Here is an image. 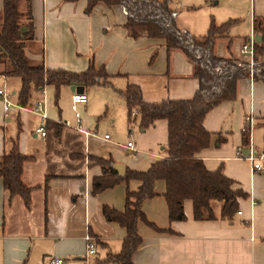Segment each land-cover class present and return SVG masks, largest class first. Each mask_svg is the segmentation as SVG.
Returning a JSON list of instances; mask_svg holds the SVG:
<instances>
[{"label":"crops","instance_id":"crops-1","mask_svg":"<svg viewBox=\"0 0 264 264\" xmlns=\"http://www.w3.org/2000/svg\"><path fill=\"white\" fill-rule=\"evenodd\" d=\"M224 1L225 13L203 16L201 21L186 16L196 10L195 6L183 8L187 11L182 13L172 7L171 1V8L177 12V27L196 37L206 36L213 21L216 25L236 21L229 33L217 40L215 54L249 62L241 50L252 37L260 36L256 21L264 19V0ZM29 5L34 33L25 43L28 58L35 63L43 61L47 69L74 73L86 71L92 63L98 69L104 67L114 77V88L100 87L110 98L104 116L115 125L114 131L118 130V121L125 122L126 117L129 121L126 101L118 92L128 85L139 86L148 103L188 100L198 91L194 64L181 51L168 50L164 40L128 36V13L123 6L101 3L88 11V0H24L21 12L27 14ZM3 7L4 0H0V16ZM28 23L25 18L23 31H27ZM1 72L0 67V88H8L16 102L21 83L15 86L17 89L12 87L14 78ZM73 93L71 87L64 86L56 101L55 87L47 86L36 94L33 107L43 102L46 119L16 108L6 118L0 102V156L12 150L18 136L21 153L30 157L24 164L22 180L33 189L29 209L20 196H10L0 179V264H51L55 258H64L70 264H119L114 257L121 253L127 232L118 223L107 221L103 210L109 207L124 212L127 192H138L141 183L123 182L93 195V180L103 175L102 166L93 158L112 159L125 165L126 170L138 172L166 158L167 121L142 131L138 119L137 127L130 130L131 141L116 143L108 133L100 136L95 132L100 122L89 97L87 104L80 106L82 124L81 130H76ZM109 111L112 114L108 119ZM49 123L60 129L49 127ZM247 125L251 140L244 147L242 136ZM204 126L212 134L211 144L197 157L209 171L224 167L227 177L235 182L233 188L248 195L239 200L241 214L225 220L220 218V207L217 220L196 221L193 202L186 200V220L171 221L164 197L166 185L159 181L156 196L142 208L149 223L159 230L139 222L143 243L133 255L134 264H264V161L262 170L253 171L251 161L238 157V149L246 151L251 145L264 150V83L252 78L240 80L236 100L210 111ZM41 127L46 136L38 132ZM258 133L263 135L262 145H257ZM129 143H133V150L128 148ZM88 235L94 238V254L89 253Z\"/></svg>","mask_w":264,"mask_h":264},{"label":"trees","instance_id":"trees-1","mask_svg":"<svg viewBox=\"0 0 264 264\" xmlns=\"http://www.w3.org/2000/svg\"><path fill=\"white\" fill-rule=\"evenodd\" d=\"M22 1L4 0L0 22L1 75L20 80L21 87L16 100L19 107H33L34 96L42 93L47 86L55 87L56 101L64 86L83 87L85 91L92 87L114 88V77L104 67L98 69L93 63L86 71L74 73L47 69L43 61L32 62L25 53V43L33 39L32 12L30 5L27 14L21 12ZM101 3L109 7L123 6L127 10L125 29L129 37L164 40L168 50L181 51L193 62L194 76L199 81L198 91L188 100L148 103L139 86L128 85L126 90H118L126 101L129 123L139 119L140 128L145 131L157 122L167 121L169 137L163 150L166 154L164 160L155 163L145 172L127 169L126 175L121 178L114 169L115 162L112 159L93 158L103 169V175L93 180V195L131 180L141 183L138 192H127L124 212L109 207L103 210L107 221L118 223L127 232L122 251L114 259L119 264H134L133 255L143 243L138 234L139 222L143 221L152 229L159 230L149 223L142 209L147 200L156 196L155 186L159 181L166 185L164 197L171 221L186 220V200L193 202L196 221H210L218 219L215 203L221 204L220 218L232 220L239 212V200L247 199L248 195L244 191L233 188L235 182L227 177L224 167L209 171L197 154L211 144L212 134L204 126L207 114L223 103L236 100L240 80L252 78L264 83V19L256 21L257 34H260L263 41L256 44V64L251 68L248 61L219 58L215 54L217 40L229 33L236 23L234 20L222 25H216L213 21L206 36L196 37L177 27V12L171 8V0H88L87 10L91 11ZM25 18L29 22L27 31H23ZM48 125L60 129L54 123ZM20 132L21 126L18 134ZM242 137L243 146L248 147L251 140L249 125L244 128ZM29 159V156L21 153L17 136L12 150L0 156V179L10 196H20L30 209L33 189L22 180L24 164Z\"/></svg>","mask_w":264,"mask_h":264},{"label":"rangeland","instance_id":"rangeland-1","mask_svg":"<svg viewBox=\"0 0 264 264\" xmlns=\"http://www.w3.org/2000/svg\"><path fill=\"white\" fill-rule=\"evenodd\" d=\"M172 1V7L178 8L181 10L182 13H186L187 10H184L183 8L195 6V11L193 15H188L186 13V16H194V18H199V21L202 20L203 16H220L224 12L225 7V1L224 0H171ZM220 4H217L219 3ZM192 11V10H190ZM213 12V13H212ZM2 14L0 16V20L2 19ZM1 22V21H0ZM206 33V32H205ZM20 80L18 78H14V80L10 81V84L12 87L20 85ZM2 88V87H1ZM16 88V87H15ZM106 88V87H103ZM100 87H92L87 89V95L89 97V101L92 104V108L94 111V114H96V118L98 122H100V125L98 127L97 132L98 135H104L105 133H108L112 137V141L120 144H127L128 141H131L130 137V130H133V128L137 127V122L129 123L128 117H126L125 122H117L118 130L114 131L113 126L109 121H106V116H104V113L106 112V105L108 104L107 101H110V98L107 96V93L105 89ZM13 89V88H12ZM17 89V88H16ZM43 103V102H41ZM83 106V105H82ZM81 113V108H80ZM112 114V111H109L107 114V118L109 119L110 115ZM75 115V114H74ZM99 118V119H98ZM107 127L108 130H103V128ZM262 137L263 135L258 133L257 135V145H262ZM134 141V137L132 139ZM221 207L220 203H215V209L218 210Z\"/></svg>","mask_w":264,"mask_h":264},{"label":"built area","instance_id":"built-area-1","mask_svg":"<svg viewBox=\"0 0 264 264\" xmlns=\"http://www.w3.org/2000/svg\"><path fill=\"white\" fill-rule=\"evenodd\" d=\"M257 42L255 41V37H252L246 44L243 45L242 50H241V54L244 56H248L249 58V63H250V67L253 68L254 65L256 64L255 61V47H256ZM14 95L12 94V92L6 88H0V102L3 104V109L5 112V117L8 118L10 112L13 109H19V110H24L27 109L31 112H33L34 114L37 115H41L43 116L44 119L47 118V115L45 113H42V103L39 102L37 103L34 107L32 108H22L19 107L16 102L13 101ZM88 102V96L86 95V93H73L72 95V111L75 114V119L77 122V127L76 130H81V124H82V118H81V113H80V106L87 104ZM136 114V113H135ZM133 114V115H135ZM67 127H71L70 122H65L64 123ZM39 133L42 134V136H46V130L44 127H41L38 130ZM106 140H109V136L105 137ZM128 148L130 150H133V143H129L128 144ZM238 157L243 159L245 158L244 156V150L243 149H238ZM246 160L251 161V163L253 164V171H260L262 170V161H264V150H256L253 148V146L251 145L250 149H249V156L247 158H245ZM239 214H241V212H239ZM87 244H88V248H89V253L90 254H94L96 252V248H95V244H94V238L91 235H88L87 238ZM51 264H70L67 260H65L64 258H55L51 261Z\"/></svg>","mask_w":264,"mask_h":264},{"label":"water","instance_id":"water-1","mask_svg":"<svg viewBox=\"0 0 264 264\" xmlns=\"http://www.w3.org/2000/svg\"><path fill=\"white\" fill-rule=\"evenodd\" d=\"M255 41L257 43H262L263 38L261 36H256L255 37ZM71 90L74 93H84L85 92L83 87H78V86H72ZM244 156H245V158H247L249 156V150L244 151ZM114 169L119 173L120 177L123 178L125 176V174H126V166L125 165H123V164H115L114 165Z\"/></svg>","mask_w":264,"mask_h":264}]
</instances>
